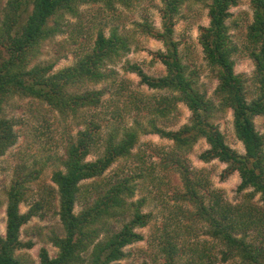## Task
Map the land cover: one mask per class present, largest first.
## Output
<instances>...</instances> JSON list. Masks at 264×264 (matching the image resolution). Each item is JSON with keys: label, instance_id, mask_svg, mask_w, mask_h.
Listing matches in <instances>:
<instances>
[{"label": "trees", "instance_id": "1", "mask_svg": "<svg viewBox=\"0 0 264 264\" xmlns=\"http://www.w3.org/2000/svg\"><path fill=\"white\" fill-rule=\"evenodd\" d=\"M140 1L0 0V156L17 143L15 121L5 115V103L15 96L46 103L66 119L81 117L79 124L86 126L67 140L66 159L53 172L64 235L52 238L59 249L56 257L52 258L45 248L41 250L40 264H122L128 256L125 248L144 239L138 229L150 225L153 214L143 211L145 199L131 200L138 180L155 174L145 175L149 169H141L138 173L105 175L114 164L131 159L140 136L147 134L173 141L171 151H162L160 167L180 174L184 191L177 193V199L194 208L184 210L181 206L173 210V217L155 237L164 264H264V134L255 123L256 117L264 116V0H249L253 22L242 48L233 41L229 24L231 9L238 6L239 0H198L209 11L210 23L200 28L199 43L218 80L214 98L200 89L199 76L185 63L181 43L175 39V27L187 0H162L161 29L148 19L135 25L138 32L163 42L165 51L156 52L154 59L166 66L167 74L150 76L138 64L123 67L125 72L138 75L143 85L165 91V95L149 96L130 90V81H118L117 74L108 69L130 53L133 41L115 25L109 35L104 26H94L86 32L80 7L101 5V12L114 13L118 6L131 8ZM69 18L81 20L71 25ZM68 31L70 42L79 45L74 51V65L53 73L54 63H34L45 42ZM83 37L93 39V44L83 48L86 40L79 41ZM238 54L254 62V93L249 90V79L235 72L234 57ZM99 84L105 85L103 89L81 91ZM106 93L113 96L103 101ZM180 103L191 111L190 122L175 131L162 128L159 123L178 118ZM99 109L102 113H98ZM229 110L233 112L236 137L245 148L243 154L227 143L215 122ZM91 111L94 116L89 120L87 112ZM132 112L139 117L133 126L121 132L119 127L106 134L102 131L106 122L108 126L113 125V120L125 124L126 114ZM201 139L209 145L201 154L203 161L226 163L224 178L239 173L238 191L245 192L242 202L226 201L221 191L211 189L203 171H190L188 155ZM93 153L99 157L89 161ZM40 174L25 167L16 169L7 192V227L5 237L0 235V264H27L16 253L32 247V243L21 240L20 234L38 209L22 213L20 206ZM258 195L263 204L255 202ZM78 203L83 206L76 214ZM126 216L129 219L120 230L111 229V220ZM201 227L209 239L199 238ZM91 248L86 261L83 254Z\"/></svg>", "mask_w": 264, "mask_h": 264}, {"label": "rangeland", "instance_id": "2", "mask_svg": "<svg viewBox=\"0 0 264 264\" xmlns=\"http://www.w3.org/2000/svg\"><path fill=\"white\" fill-rule=\"evenodd\" d=\"M162 6V0H141L131 8L118 6V10L114 13L101 12V5H83L80 7L82 24L86 28V32L94 26H97V28L104 26L106 35H109L111 26L115 25L118 26L121 34L131 37L133 42L131 43L130 53L116 65L108 66V69L117 74L118 81H130V90L141 92L142 95L158 97L166 93L143 85L138 75L125 72L123 67L127 63L138 64L150 76L161 77L167 74L166 66L159 60L154 59L156 52L165 51L163 42L138 32L135 26L137 23L143 22L144 19H148L156 28L161 29L160 9ZM208 12L206 4L201 1L187 0L181 9L175 27V39L181 43L180 49L184 55L185 63L198 74L200 89L206 92L209 98H214L218 80L209 69L204 58L203 48L199 43L200 28L208 26L210 23ZM231 12L233 17L229 20L232 27L230 34L233 41L242 48L246 40L248 27L253 22V11L249 0H239L238 6L233 7ZM80 20L69 18L71 25L79 23ZM91 31L90 34L92 35L93 30ZM69 34L68 31L45 42L40 51L38 50L34 63H54L53 73L74 65L76 63L74 51L79 45L70 42ZM82 39L86 40L82 46L83 48L90 47L94 42L93 39L88 40L87 37H83L79 41H82ZM234 58L236 61L235 72L243 74L249 79V90L254 93L255 87L252 83L255 72L254 62L242 54H238ZM104 86V84L90 85L84 87L81 91L86 89L99 90L103 89ZM112 96L111 93H106L103 101L111 99ZM178 109L180 111L178 118L166 121L165 124L159 123L163 125L162 128L175 131L190 122L192 113L188 107L184 103H180ZM98 113H102L101 110ZM111 113L109 117H112ZM137 114L136 112L126 114L127 120L123 125H119L113 120V125L108 126L106 122L107 124L105 123V126L102 127V131L106 134L119 127L121 132L124 128L134 125L136 119H139ZM5 115L15 121V131L18 139L15 146L9 148L4 155L0 156V235L3 237L6 235L7 192L15 177L16 169L25 167L29 170L39 171L41 173L39 179L30 185L28 196L20 206L22 213H27L32 208L38 209V214L22 227L20 234L21 240L24 243H32V247L24 248L16 255L23 258L27 264H40L41 250L45 248L52 258L56 257L59 249L53 244L52 238L55 234L64 235L58 214L60 203L57 186L52 180V175L58 167H62V161L66 159L67 140L76 137L78 132L84 130L86 126L85 124H79L83 119L81 117L78 120L72 117L66 119L60 111L53 109L48 104L21 96H15L7 100ZM93 116L92 111L87 112L89 120ZM144 120L146 121L147 118ZM233 120V112L229 110L225 114H220L215 122L226 136L227 143L237 152L243 154L245 148L243 143L236 137ZM96 123L99 124L98 121ZM255 123L258 131L264 134V116L256 117ZM173 146V141L162 138L157 134L141 135L133 149V157L129 160H121L106 172V177L115 176L118 172L120 174L129 171L138 173L141 169H149V172L148 170L144 172L145 175H150V172L155 174L151 178L145 176L143 179L138 180L139 186L136 195L131 200L145 199L147 204L143 207V211L145 213L151 212L153 221L147 227L138 229L144 239L125 248L128 256L121 262L122 264H164L160 247L157 241H154L155 237L161 233L169 217H173V210L176 211L182 206L185 207L184 210L187 208L194 211L190 204L177 199V193L184 191L180 174L174 171H165L164 168L160 167L164 156L162 151H171ZM208 148L209 145L205 139H201L195 144L188 155L189 162L187 165L190 171H198V173L203 171L202 174L204 177L207 176L211 189L221 191L226 201L232 204L242 202L245 192L238 191L241 184L239 173L236 172L224 178L223 173L228 166L226 163L219 160L205 162L200 158L201 154ZM98 157L97 153H93L88 157V160L94 161ZM152 165H155L153 171L150 170ZM255 202L263 204L259 195L255 198ZM82 206L81 203L76 205V214L82 211ZM128 219V216L125 218L120 217L118 220H111L109 225H111L112 230L118 231ZM205 231L202 227L198 230L200 239H209L204 234ZM103 235L100 239L104 238ZM91 251L92 248L89 253L83 254L86 261H89L88 254Z\"/></svg>", "mask_w": 264, "mask_h": 264}]
</instances>
